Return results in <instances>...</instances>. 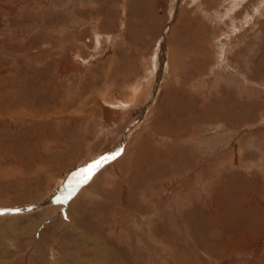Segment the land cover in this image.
Instances as JSON below:
<instances>
[{"label":"rangeland","instance_id":"rangeland-1","mask_svg":"<svg viewBox=\"0 0 264 264\" xmlns=\"http://www.w3.org/2000/svg\"><path fill=\"white\" fill-rule=\"evenodd\" d=\"M0 264H264V0H0Z\"/></svg>","mask_w":264,"mask_h":264},{"label":"bare ground","instance_id":"bare-ground-1","mask_svg":"<svg viewBox=\"0 0 264 264\" xmlns=\"http://www.w3.org/2000/svg\"><path fill=\"white\" fill-rule=\"evenodd\" d=\"M138 85V84H137ZM141 91V84H139V86H136L133 90H132V95L131 97L129 98V102L125 103L126 106L129 105L130 103L134 102L135 98H136V95L138 93H140ZM139 96V95H138Z\"/></svg>","mask_w":264,"mask_h":264},{"label":"snow or ice","instance_id":"snow-or-ice-1","mask_svg":"<svg viewBox=\"0 0 264 264\" xmlns=\"http://www.w3.org/2000/svg\"><path fill=\"white\" fill-rule=\"evenodd\" d=\"M96 167H99V165H96Z\"/></svg>","mask_w":264,"mask_h":264},{"label":"water","instance_id":"water-1","mask_svg":"<svg viewBox=\"0 0 264 264\" xmlns=\"http://www.w3.org/2000/svg\"><path fill=\"white\" fill-rule=\"evenodd\" d=\"M72 184H74V183H72Z\"/></svg>","mask_w":264,"mask_h":264}]
</instances>
